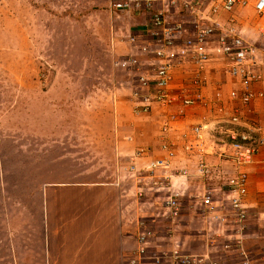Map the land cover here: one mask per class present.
<instances>
[{"label":"crops","instance_id":"crops-1","mask_svg":"<svg viewBox=\"0 0 264 264\" xmlns=\"http://www.w3.org/2000/svg\"><path fill=\"white\" fill-rule=\"evenodd\" d=\"M115 1L83 0L60 6L65 10L81 11L78 14L80 22L73 18L62 22V26L69 24V40L81 31L82 40L97 42L103 56L113 62L116 59L126 74L117 85L104 87L108 94L106 98H99L109 107L101 115L111 122V127L89 131L102 139V150L98 152L101 155L92 165V168L103 169L102 178L97 176V180L89 182L47 183L46 170H55L62 159L46 161V130L37 126L34 133L25 134L13 128L12 137L7 138L14 139L11 144L14 152L0 149V219H7L0 221H3L0 223V243L5 241L11 252L8 256L11 264H169L166 260L174 247L197 255L211 253L210 256L220 264H228L225 259L234 256L240 259V264H252L248 243H254V234L248 230L235 231L229 218L221 219L220 208L211 213L201 211L199 193L211 190L220 201L226 197V190H220L218 184L209 183L194 172L193 158L184 157L183 133L188 134L194 125H206L203 139L213 141L214 128L238 110L244 118L257 123L264 136V101L241 104L243 89L248 87L251 92H264V81L243 84L230 77L223 62L217 58L200 64L183 63L172 70L171 91L176 92L182 78H186V87L191 88L190 79L198 75L201 92L208 104L187 108L153 104L150 112L137 113L134 108L136 98L132 95V71L122 62L131 58L147 59L141 56L143 44L138 39L147 37L148 21L145 15L115 9ZM254 1L247 7L253 9ZM101 16L104 21L99 25L96 20ZM74 86V83H57L54 101L62 102L66 98L63 90H74ZM93 91L92 87L85 93L87 102L95 100ZM48 94L41 91L37 99L46 101ZM171 114L176 115L178 130L162 132V122ZM33 120V117L23 116L19 121L35 122ZM56 135L55 131L53 136ZM29 137L35 138L36 143L32 153L28 152L27 145L19 142ZM163 141L170 142L176 150L172 167L167 169L155 164L166 158L160 148ZM2 143L0 136V145ZM140 149L148 150L137 154ZM8 156L12 160L7 161ZM208 160L217 162L215 156H209ZM181 167L187 169L186 174L178 171ZM6 171L12 174L11 185L3 181ZM171 183L174 186H170ZM173 188L182 196L181 201L193 202L192 209L185 215L179 213L175 220L165 219L162 216L164 207L161 205L157 211L156 206L162 201L160 194ZM191 189L196 193L190 194ZM243 205L247 212H254L251 217L248 215L246 224L250 222L264 230V145L247 169ZM143 231H149L151 236L147 242L148 255H154L159 263L140 257L142 243L137 238ZM257 238L261 240L264 253V236ZM229 242H233V246L224 249ZM259 259L263 260V257Z\"/></svg>","mask_w":264,"mask_h":264},{"label":"rangeland","instance_id":"rangeland-1","mask_svg":"<svg viewBox=\"0 0 264 264\" xmlns=\"http://www.w3.org/2000/svg\"><path fill=\"white\" fill-rule=\"evenodd\" d=\"M76 1L83 0H0V136L3 140L0 149L8 153L14 152L11 151L14 139L11 141V138H7L12 137L13 128L25 134L34 133L37 126L45 129L46 161L53 162L59 157L62 159L55 170H46L47 183L89 182L97 180V176L102 178L103 169L98 166L92 168L101 155L98 152L102 150V139L89 131L111 127V122L101 115L109 107L99 98H106L108 94V90H103L104 87L117 85L121 82V77L126 75L117 65L116 59L113 62L111 58L103 56L97 42L91 40L86 43L82 40L81 36L84 37L81 31L72 41L69 40V24L62 26V22L65 19L69 22L68 18L80 22L78 14L81 11L65 10L60 6ZM182 1L188 3L193 10L184 12V6L179 2L176 7H170L169 14L172 20H189L186 28L191 30L193 27L190 24L200 14L208 16L209 5L205 0ZM231 17L232 15L222 14L219 21L226 26ZM233 18L238 31L251 44L262 72L264 14H256L251 7H247L235 11ZM103 21L101 16L96 23L100 25ZM138 40L143 45L149 42L148 36ZM57 83L75 84L74 90H63L66 98L62 102L58 99L54 101L53 98ZM92 87L95 100L87 102L85 93ZM41 91L49 92L46 101L37 99V94ZM23 116L33 117L35 122L22 123L19 120ZM55 131L58 135L54 137ZM34 139L29 137L20 139L19 142L27 145L28 152L32 153V149L36 147ZM9 160H12L11 156H8L7 161ZM98 162L100 165L101 161ZM11 175L6 171L3 176L6 185L13 183ZM164 193L160 195L164 197ZM195 193V189L190 190V194ZM161 205L163 206L162 201L156 204L157 211ZM192 207L193 202L182 200L180 214H187ZM247 213L251 217L254 212ZM247 226L246 230L254 234V243H248L249 258L254 261L252 264H264L261 240L257 238L264 236V230L250 222ZM220 242L218 240L216 243ZM4 243L5 241L0 243V264H11L12 261L8 258L11 252ZM261 257L263 260L259 259ZM225 262L240 264V259L234 256L225 259Z\"/></svg>","mask_w":264,"mask_h":264},{"label":"built area","instance_id":"built-area-1","mask_svg":"<svg viewBox=\"0 0 264 264\" xmlns=\"http://www.w3.org/2000/svg\"><path fill=\"white\" fill-rule=\"evenodd\" d=\"M205 1L209 5L208 16L200 14L199 18L190 24L193 27L191 30L186 28L189 25V20H172L169 14L170 7H176L179 2H182L179 4L184 6V12L193 10L188 3L182 0H116L113 3L115 9L145 15L148 21L149 42L142 46L141 55L147 59L131 58L122 62L128 67L127 69L132 71L134 78L132 95L136 98L134 108L137 113L150 112L153 104L160 107L186 108L208 104L201 92L202 83L198 75L190 79L191 88L186 87V78H182L176 92L171 91L172 70L180 67L183 63L200 64L217 58L223 61L225 72L243 84L264 81V72L260 71L254 50L236 28L233 18L235 11L244 9L251 4L252 0ZM253 10L256 14L263 15L264 0H255ZM222 14L232 15L231 18H228L226 26L219 21V16ZM243 93L241 98L243 106L255 101H264L263 91L251 92L246 87L243 89ZM161 129L165 133L177 131L176 115L171 114L164 119ZM206 130V125L198 124L190 127L188 134L183 133L185 137L184 157L193 158L194 172L200 178L206 179L207 182L218 184L220 190L225 189L226 197H222V200L218 201L216 200L217 195L213 191H202L199 207L202 212L206 213L220 208L221 219L229 218L233 229L242 232L247 228L246 221L248 219L247 209L243 205L246 195L247 169L258 154L260 147L264 145L262 129L257 123L244 118L238 110H235L217 128H214L213 131H216V135L212 136L213 141H204L203 133ZM160 148L166 158L158 160L155 163L156 166L162 169L172 167L176 151L173 145L163 141ZM147 150L140 149L137 154ZM209 156H215L217 162H210ZM178 171L183 174L187 173V169L183 167ZM170 186H174V184L171 183ZM181 198L180 193L174 188L161 198L164 207L162 216L165 219L175 220L179 217ZM220 210L218 209V211ZM150 237L149 231H143L138 236V242L142 243L139 251L140 257L159 263L160 260L154 255L150 257L148 255L147 242ZM231 246H233V242L226 243L223 248L230 249ZM210 255L211 253L197 255L174 247L166 261L169 264H220L219 260Z\"/></svg>","mask_w":264,"mask_h":264}]
</instances>
